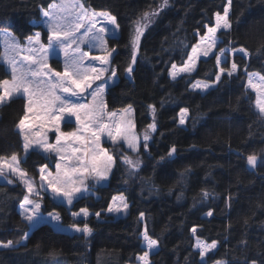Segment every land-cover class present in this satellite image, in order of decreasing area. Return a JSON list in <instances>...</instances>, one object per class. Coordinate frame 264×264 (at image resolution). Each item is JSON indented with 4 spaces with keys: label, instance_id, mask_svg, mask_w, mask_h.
I'll return each mask as SVG.
<instances>
[{
    "label": "trees",
    "instance_id": "trees-1",
    "mask_svg": "<svg viewBox=\"0 0 264 264\" xmlns=\"http://www.w3.org/2000/svg\"><path fill=\"white\" fill-rule=\"evenodd\" d=\"M97 11L107 10L117 17L119 36L110 37L116 51L112 64L118 80L106 92L108 110L131 105L136 129L141 132L153 122L149 105L156 106V132L147 149L133 153L121 144L111 147L117 158L106 184L94 188L71 207L50 196L43 198V211H57L65 225L83 222L71 215L82 207L99 211L103 219L87 218L91 236L60 231L50 223L34 228L28 239L13 250L0 248V264H135L143 254L141 234L159 240L151 264H207L217 260L227 264L264 261V161L256 169L247 165L248 154L264 155V117L255 108V96L246 87L248 72L264 75V0H232V28L220 36L219 47L245 48L233 60L239 71L222 75L215 87L201 92L195 81L215 80L218 67L214 56L200 59L196 71L173 80L171 65L181 66L207 26L214 25L216 12L223 13L227 0H170L141 38L133 72L128 47L133 22L151 11L158 0H81ZM53 0H0V29L12 30L25 40L36 30L47 39L41 23L44 9ZM0 58L2 47L0 46ZM231 58L222 64L228 69ZM0 63V80L9 79ZM23 99H13L0 107V156L19 154L21 164L34 178L49 159L30 151L23 158L22 138L16 124L23 115ZM188 109L185 125L179 113ZM175 146L177 151L168 155ZM121 152L141 161L132 171L119 159ZM163 157V159H161ZM204 191L209 195L205 197ZM27 190L19 180L0 182V242L21 241L31 227L23 219L20 204ZM124 194L129 203L126 216H105L111 199ZM212 211L211 217L207 212ZM144 213V220L140 214ZM218 248L203 262L195 249L191 229ZM247 241V244L241 243Z\"/></svg>",
    "mask_w": 264,
    "mask_h": 264
},
{
    "label": "snow or ice",
    "instance_id": "snow-or-ice-1",
    "mask_svg": "<svg viewBox=\"0 0 264 264\" xmlns=\"http://www.w3.org/2000/svg\"><path fill=\"white\" fill-rule=\"evenodd\" d=\"M169 0H162L158 10L144 12L141 17L133 22L128 47L131 51L130 63L124 71L129 75L133 72V66L137 62L140 52L141 38L149 28L159 12L167 7ZM232 0H227L226 6L221 12L215 13V25L207 28L206 34L201 37L200 42L191 49V55L183 62L182 66L171 65L169 73L173 80L182 74L191 75L196 71L200 57H209L217 49V33L227 34L232 28L230 20V9ZM41 13L44 18L43 24L47 29V43L41 39V33L36 32L34 36L27 37L28 47L23 48L19 42L9 43L5 40V51L0 63L5 65L10 79L0 80V107L10 103L13 99H23L24 111L22 117L16 124V129L22 138V147L25 157L29 151L43 155L45 159L55 154L58 162L55 163V172L48 170L47 164L39 168V185L28 179L26 171L20 168L19 154H12L10 157L0 156V178L7 184L14 181L5 174L15 175L24 185L27 194L24 195L20 204L23 219L30 227H37L41 223H47L48 218L59 225L61 217L59 214L49 213L44 217L40 209L43 197L40 190L50 192L53 201H60L72 206L79 202L89 192L88 181L95 184H102L107 181L116 165V157L103 147V139L106 137L111 144L123 143L133 152L140 151L141 137L134 129L135 124L131 119L133 111L131 105L123 110L119 119H115L116 112H107V104L104 100V93L110 82L114 83L117 77V69L111 66V57L115 48L109 49L106 36L111 33L115 37L120 25L117 17L110 11L86 8L81 0H53L47 9L41 6ZM101 21L104 23L101 24ZM101 24L100 27H97ZM107 25H111L109 28ZM83 30V31H82ZM87 44L90 49L96 48L103 54L92 56L90 51H83V45ZM234 56L237 52L248 57L247 49L220 47L218 54L214 56L215 65L219 68L218 74L212 84L196 81L192 84L193 89L207 91L221 80L226 73L232 77L239 71V65L233 60L230 68L221 67L222 62H227L229 53ZM26 53V54H25ZM63 59V70L55 71L50 64L51 59ZM223 58V61H222ZM86 61H99V66ZM247 88L255 93V106L261 116H264V75L248 72ZM102 81V83H97ZM95 85V87H94ZM87 94V95H86ZM90 97V99H89ZM153 114V122L147 125L142 140L143 147L147 149V141L151 133L156 132L155 121L156 106L149 105ZM188 109L184 108L180 113L181 125L186 123ZM127 114L128 119H125ZM75 125L72 131H63L62 125ZM49 132L54 134V143L49 142ZM175 146L171 148L168 155L176 153ZM119 159L132 171H138L141 161L121 152ZM163 159V157H161ZM258 161H264V155L257 153L248 154L247 165L253 170L258 167ZM207 197L209 193L204 191ZM37 197L32 199L31 197ZM129 204L124 196H113L111 204L107 207L108 213L127 214ZM75 218L83 222L71 225L72 230L82 233L84 236H91L93 229L87 223V218L94 215L101 216L99 211L92 213L89 208L82 207L78 211L71 212ZM212 211L207 212L211 217ZM141 219L144 213L140 214ZM193 235L197 228L191 229ZM143 243L146 246L143 254L138 257L142 264H151L150 254L158 249L159 240L153 239L147 229L141 234ZM28 239L25 233L21 241L14 243L12 240L0 242V248L13 250ZM247 244V241H241ZM195 247L199 249L198 255L201 260L218 248V242L208 243L196 239ZM215 264H227V261H215ZM248 264H258L256 259L250 260ZM259 264H264L260 261Z\"/></svg>",
    "mask_w": 264,
    "mask_h": 264
},
{
    "label": "rangeland",
    "instance_id": "rangeland-1",
    "mask_svg": "<svg viewBox=\"0 0 264 264\" xmlns=\"http://www.w3.org/2000/svg\"><path fill=\"white\" fill-rule=\"evenodd\" d=\"M170 1V0H169ZM56 2L57 3H59V0H56ZM82 2V1H81ZM83 3V2H82ZM162 3V0H158V2H157V4H156V6L151 10V11H153V10H158L159 9V6H160V4ZM84 4V3H83ZM86 8H90V7H87V6H85ZM90 9H92V8H90ZM151 11H149V12H151ZM162 11V10H161ZM160 11V12H161ZM160 12H159V14H160ZM221 14H223V13H221ZM159 16V15H158ZM158 16H156L155 18H154V21L158 18ZM43 20H44V18L42 19V24H43ZM104 22L103 21H101V24H103ZM154 23V22H153ZM153 23H151V25L153 24ZM101 24H98L97 25V27H100L101 26ZM44 25V24H43ZM150 25V26H151ZM214 25H215V17H214ZM214 25H212V26H214ZM45 26V25H44ZM109 28H111L112 26L111 25H107ZM149 26V27H150ZM212 26H207V28L208 27H212ZM45 28H46V26H45ZM207 28H206V32H207ZM83 31V30H82ZM36 32H40L41 33V39L45 42V43H47V39H45L44 38V36H43V33H42V31H40V30H36L35 31V33ZM146 32V31H145ZM34 33V34H35ZM34 34L32 35V36H34ZM206 34V33H205ZM205 34H203V35H199L198 36V41H197V43H199L200 42V39H201V37H203ZM119 36V30H118V32H117V35L115 36V37H118ZM110 37H113V36H111V33H109L108 34V36H106V39H107V41H108V47H109V49H112V47H111V45H110V43H109V38ZM217 37H218V40H220V36H219V33H217ZM5 40H7L9 43H11L12 41H17V42H19V44L23 47V48H27L28 47V41H27V39H25L24 41L23 40H21L20 38H18V36L12 31V30H10V29H0V46L2 47V57H3V55H4V51H5V47H6V45H5ZM196 43V44H197ZM195 45V44H194ZM83 47V51H90L91 52V55L92 56H98V55H102L103 53L100 51V50H98V49H96V48H92V49H90L89 48V46L87 45V44H85V45H83L82 46ZM219 43H218V45H217V49H216V51H214L213 52V54L212 55H210L209 57H203V56H201L200 57V59H202V58H210V57H212V56H215L216 54H218V50H219ZM226 48H228V49H232V48H229V47H226ZM236 49H239V48H236ZM114 53L115 52H113V54H112V57H113V55H114ZM240 52H237L236 54H239ZM26 54V53H25ZM235 54V55H236ZM242 54V53H241ZM190 55H191V52H190ZM226 55H228V59L229 58H231V60H232V62H233V57L235 56H232L231 54H230V52L229 53H226ZM112 57H111V66L112 67H114L113 66V64H112ZM200 61V60H199ZM199 61H198V63H199ZM222 61H223V58H222ZM231 62V63H232ZM86 63H94V64H96L97 66H99V61H86ZM198 63H197V65H198ZM224 62H222V64H223ZM50 64H51V67L55 70V71H62L63 70V59H62V57L59 59V60H57V59H51L50 60ZM222 64L220 65L221 67H222ZM182 66V65H181ZM177 67H180L179 65H177ZM218 70H219V68H218ZM172 71V69L170 70V72ZM252 73H257V72H252ZM183 75V74H182ZM261 75V74H260ZM180 77V76H179ZM222 77V76H221ZM178 78V77H177ZM10 79V78H9ZM117 80H118V75H117V77L115 78V82L114 83H111L110 82V84H109V87L111 86V85H113V84H115L116 82H117ZM198 81H200V80H198ZM196 82V81H195ZM194 82V83H195ZM202 82H206V83H209V84H212L213 82H209V81H202ZM97 83L99 84V83H102V81H97ZM217 84H214V86L213 87H215ZM94 87H95V85H94ZM109 87H107L106 88V90H105V93H104V100H105V97H106V92H107V90H108V88ZM192 87V86H191ZM246 87H247V79H246ZM212 88V87H211ZM211 88H209V89H211ZM208 89V90H209ZM196 90H199V89H196ZM250 90V89H249ZM199 91H201V90H199ZM251 91V90H250ZM201 92H205V91H201ZM254 94V96H255V93H253ZM87 95V94H86ZM89 99H90V97H89ZM105 102H106V100H105ZM132 108V107H131ZM255 108H256V106H255ZM124 110V109H123ZM123 110H119V111H117V110H114V111H111V110H108V108L106 109V111L107 112H116L117 113V116L115 117V119H119V117H120V115H121V113L123 112ZM256 110L258 111V109L256 108ZM132 111H133V108H132ZM180 113H181V111H180ZM180 113H179V121H180ZM260 114V113H259ZM261 115V114H260ZM262 117H264V116H262ZM187 118H188V113H187V115H186V120H187ZM125 119H128V116H127V114H125ZM131 119L134 121V124H135V129H134V131H135V133L139 136V137H141V145H140V148L143 146V140H142V137H143V134H144V131L145 130H143V131H141V132H139L137 129H136V123H135V118H134V112H133V114H132V117H131ZM186 124V123H185ZM184 124V125H185ZM62 127V130L63 131H72L74 128H75V125L73 124V125H71V126H67V125H62L61 126ZM149 132H150V136H151V138L147 141V146H148V144H149V142L152 140V137H153V133H151V130H149ZM49 142L50 143H54V134L53 133H51V132H49ZM118 144H121V145H123L124 147H126L127 148V145L126 144H123L122 142L121 143H117V144H115V145H113V144H111V142L110 141H108L107 140V138L105 137L104 139H103V147H105V148H107V149H109V152L111 153V150H110V146L111 147H115V146H118ZM128 149V148H127ZM128 150H130V149H128ZM31 151V150H30ZM29 151V152H30ZM131 152H133L132 150H130ZM133 153H135L136 154V152H133ZM112 154V153H111ZM135 154H132V158L135 160V159H137L138 157L137 156H135ZM23 158H26L25 157V154L23 155ZM48 159H49V162H48V164H47V166H48V170H51V171H53V172H55V163L56 162H58V158L55 156V154H51V155H49V157H48ZM259 163H260V161H258V165H259ZM20 168L22 169V170H24V171H26L25 170V168L22 166V164H21V159H20ZM40 168V167H39ZM114 169V168H113ZM112 172H113V170H112ZM26 173L28 174V176H27V178L28 179H30V180H32V181H34L36 184H37V186L39 185V177L36 179V178H34L33 176H31V174H29L27 171H26ZM5 174L7 175V177L9 178V179H12L13 181L16 179V180H19V178L17 177V176H15V175H10V174H8V172H7V170H5ZM112 174V173H111ZM111 176V175H110ZM110 176H109V178H110ZM109 178H108V180H109ZM107 180V181H108ZM107 181H105V182H103L102 184H106L107 183ZM0 182H5V180L3 179V178H0ZM88 184H89V192L91 193V195H95L96 196V194H95V191L92 189V188H94L96 185H98V184H95L93 181H91V180H89L88 181ZM40 194H41V196L44 198V196H50L51 197V194H50V192H45L44 190H40ZM86 195H88V194H86ZM124 196L125 198H126V196L124 195V194H117V195H115V196ZM32 199H37V197H35V196H33V197H31ZM52 198V197H51ZM58 202H60V201H58ZM126 202L128 203V201H127V198H126ZM41 203H42V207H43V200L41 201ZM64 204H66V203H64ZM129 204V203H128ZM68 206V205H67ZM42 207H41V209H40V211H41V213L43 214V216L44 217H48V214L49 213H53V214H58V212L57 211H52V212H49V213H46V212H44L43 211V209H42ZM68 207H71V206H68ZM20 210H21V213H22V209H21V207H20ZM128 212H129V208H128V211H127V214H128ZM105 216H108V215H113V216H115L116 218H120V217H124V216H126L127 214H125V213H120V214H114V213H108L107 212V210H105ZM60 216V215H59ZM92 216V215H91ZM90 217V216H89ZM88 217V218H89ZM104 217L102 216V214H101V216L98 218V219H103ZM77 219H79V218H77ZM142 220H144V217H143V219ZM48 221L49 222H47V223H50L51 225H53L56 229H58V230H60V231H64V232H68V233H71V234H75V233H77V232H75L74 230H72V228H71V225H65V224H63V222L61 221V219H60V222H59V225H57L56 224V222H52L51 220H50V218H48ZM41 224H43V223H41ZM39 226V225H38ZM81 227H83V226H81ZM34 228H36V227H31V229H30V231L28 232V235L34 230ZM144 231V230H143ZM143 233V232H142ZM79 234H82V233H79ZM197 234H195L194 235V238H195V244H196V239H197ZM141 238H142V235H141ZM201 239V238H200ZM201 240H203V239H201ZM205 241V240H204ZM207 242V241H206ZM208 243H211V242H208ZM142 246H143V248H144V250H147L146 249V246L144 245V243H143V239H142ZM159 246V245H158ZM195 249L197 250V251H200L199 249H197L196 247H195ZM158 250V249H157ZM157 250H155V251H157ZM154 251V252H155ZM215 251V250H214ZM153 252V253H154ZM152 253V254H153ZM152 254H150V260H151V255ZM210 254V253H209ZM208 254V255H209ZM140 256V255H139ZM138 256V257H139ZM206 259H207V257H205L202 261L203 262H205L206 261ZM135 264H142V262L141 261H139V259L137 258V262L135 263ZM207 264H215V262L214 263H207Z\"/></svg>",
    "mask_w": 264,
    "mask_h": 264
}]
</instances>
